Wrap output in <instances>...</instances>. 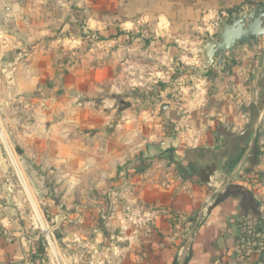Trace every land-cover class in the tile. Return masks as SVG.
<instances>
[{
  "label": "rangeland",
  "instance_id": "obj_1",
  "mask_svg": "<svg viewBox=\"0 0 264 264\" xmlns=\"http://www.w3.org/2000/svg\"><path fill=\"white\" fill-rule=\"evenodd\" d=\"M103 2L0 0V264L11 245L15 264H188L200 193L190 177L220 168V151L250 140L260 151L258 125L221 145L220 126H203L213 69L203 48L219 42L220 21L175 36L136 7L114 0L105 12ZM248 220L225 264H264V223Z\"/></svg>",
  "mask_w": 264,
  "mask_h": 264
},
{
  "label": "crops",
  "instance_id": "obj_2",
  "mask_svg": "<svg viewBox=\"0 0 264 264\" xmlns=\"http://www.w3.org/2000/svg\"><path fill=\"white\" fill-rule=\"evenodd\" d=\"M113 2L114 0H104L103 7L100 5L98 9L107 12ZM120 2L122 8L136 7L137 13H148V17L152 18L160 31L175 36L183 35L187 29L192 28L209 33L211 27L218 26L219 21L221 27L222 20L231 23L236 16L247 13L254 7H264V0H120ZM10 4L6 5L9 19L13 18L14 12L18 9V6ZM124 23L131 24L129 21ZM177 29H180V32L177 33ZM174 42L184 44L187 41ZM174 56L182 64L191 60L188 56H177L175 53ZM233 59H239L241 62L223 78L221 72ZM210 66L213 68L210 69L212 73H209L211 72L209 69L207 72L216 76V79L212 80L209 75L204 78L206 97L201 104L204 106L202 112L207 116L202 120L205 123L203 126L214 124L220 126V145L227 137L241 139L249 130V126H253L254 131L259 127V132L264 133V37L258 40L257 45L241 46L232 54H226L222 62L214 59ZM247 69H251L248 77L252 78L250 97L246 92L249 87L244 83L247 79ZM220 78L224 80L221 86ZM214 83L218 84L212 91L210 86ZM241 94L248 99L243 103L245 106L243 111L240 110ZM224 129L227 130L224 132ZM194 130L189 127L187 135L192 136ZM227 132L229 135H225ZM208 139L212 140V134ZM196 140L199 141L195 137L188 139L189 146L196 148L198 142L196 144L193 142ZM252 141L250 140L244 151H236L233 155L230 154L231 151H220L222 165L213 169L206 184L196 185L187 182L193 191H200L198 197H193L190 201V204L197 208L195 223L199 228L198 235L192 243L188 264H215L219 256L223 264L230 262L235 252L234 238L240 232L238 224L242 220L256 217L264 223V134L261 138L258 137L260 151L255 154L252 151ZM209 145L211 147H204L213 149L216 144ZM239 147L245 148L242 145ZM239 155L240 160L233 164ZM207 188H212L208 195L204 191ZM9 249L8 264H15L21 253L17 251L15 245H11Z\"/></svg>",
  "mask_w": 264,
  "mask_h": 264
},
{
  "label": "water",
  "instance_id": "obj_3",
  "mask_svg": "<svg viewBox=\"0 0 264 264\" xmlns=\"http://www.w3.org/2000/svg\"><path fill=\"white\" fill-rule=\"evenodd\" d=\"M217 35L219 42L207 43L203 48L207 66L212 65L214 59L221 62L226 54H232L238 47L257 45L264 37V7H254L236 16L231 23L222 20Z\"/></svg>",
  "mask_w": 264,
  "mask_h": 264
},
{
  "label": "trees",
  "instance_id": "obj_4",
  "mask_svg": "<svg viewBox=\"0 0 264 264\" xmlns=\"http://www.w3.org/2000/svg\"><path fill=\"white\" fill-rule=\"evenodd\" d=\"M241 151H243V150H241ZM240 158H241L240 155L237 156V158L233 161V164L234 163L236 164L240 160ZM185 163L187 164L188 161L187 160L183 161V164H185ZM212 172H213V169H211L210 167L198 170V171H196V172H194L192 174V176L190 177V182L193 183V184H196V185L206 184L208 182ZM243 221H249V220L246 219V220H243ZM242 223H244V222H240L239 224H242ZM258 232H260V231L258 230ZM238 239L239 238H236L235 241H237ZM183 264H185V263H183Z\"/></svg>",
  "mask_w": 264,
  "mask_h": 264
}]
</instances>
